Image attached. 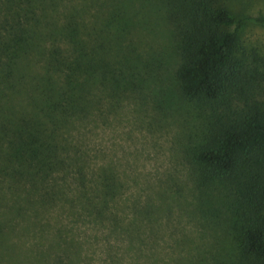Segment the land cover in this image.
Returning a JSON list of instances; mask_svg holds the SVG:
<instances>
[{"label": "trees", "instance_id": "1", "mask_svg": "<svg viewBox=\"0 0 264 264\" xmlns=\"http://www.w3.org/2000/svg\"><path fill=\"white\" fill-rule=\"evenodd\" d=\"M159 4L178 43L179 92L208 107L186 154L194 205L211 220L205 206L214 194L225 222L227 245L187 263L264 264V61L249 60L240 46L245 22L264 24V15H237L222 0ZM56 9L57 0H0V232L9 235L31 221L44 227L56 206L120 227L124 184L110 166L88 169L74 130L146 88L149 62L130 45L107 41V27L88 31L73 11L59 23ZM139 206L138 217L152 215V204ZM138 219L129 227L134 237Z\"/></svg>", "mask_w": 264, "mask_h": 264}, {"label": "rangeland", "instance_id": "2", "mask_svg": "<svg viewBox=\"0 0 264 264\" xmlns=\"http://www.w3.org/2000/svg\"><path fill=\"white\" fill-rule=\"evenodd\" d=\"M222 1L237 15H264V0ZM125 3L57 0L56 9L59 23L73 11L88 31L107 27V41L130 45L135 55L149 62L146 88L123 96L114 108L104 105L101 118L74 130L86 149L88 169L94 170L98 163L110 166L124 184L118 204L120 227L112 231L105 221L78 218L56 206L42 217L44 227L31 221L28 229L19 226L22 229L11 235L6 228L0 232V264H54L58 257L71 259V264H188L203 249L227 245L221 206L214 194L205 206L214 211L213 215L208 211L211 220L195 208L196 188L186 156L199 140L207 104L179 92L178 43L159 0ZM240 46L249 60L264 61V24L246 21ZM145 203L153 209L143 220L135 208ZM136 218L139 237L129 232Z\"/></svg>", "mask_w": 264, "mask_h": 264}]
</instances>
